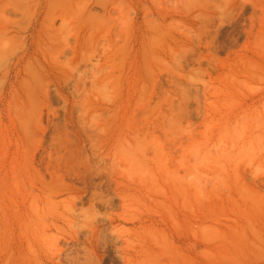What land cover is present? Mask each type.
Wrapping results in <instances>:
<instances>
[{"label": "rangeland", "instance_id": "rangeland-1", "mask_svg": "<svg viewBox=\"0 0 264 264\" xmlns=\"http://www.w3.org/2000/svg\"><path fill=\"white\" fill-rule=\"evenodd\" d=\"M0 264H264V0H0Z\"/></svg>", "mask_w": 264, "mask_h": 264}, {"label": "bare ground", "instance_id": "bare-ground-1", "mask_svg": "<svg viewBox=\"0 0 264 264\" xmlns=\"http://www.w3.org/2000/svg\"><path fill=\"white\" fill-rule=\"evenodd\" d=\"M26 1V0H25ZM15 6V5H14ZM21 7V6H20ZM23 7V6H22ZM24 7H25V5H24ZM27 8V7H26ZM4 56V55H3Z\"/></svg>", "mask_w": 264, "mask_h": 264}]
</instances>
